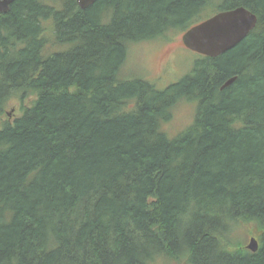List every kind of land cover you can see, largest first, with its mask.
Wrapping results in <instances>:
<instances>
[{
	"label": "trees",
	"instance_id": "1",
	"mask_svg": "<svg viewBox=\"0 0 264 264\" xmlns=\"http://www.w3.org/2000/svg\"><path fill=\"white\" fill-rule=\"evenodd\" d=\"M238 7L257 23L233 49L164 88L121 78L131 45ZM179 103L194 117L169 137ZM152 263L264 264V0H13L0 13V264Z\"/></svg>",
	"mask_w": 264,
	"mask_h": 264
},
{
	"label": "rangeland",
	"instance_id": "2",
	"mask_svg": "<svg viewBox=\"0 0 264 264\" xmlns=\"http://www.w3.org/2000/svg\"><path fill=\"white\" fill-rule=\"evenodd\" d=\"M181 36V32L171 31L162 38L131 45L120 73L121 78L141 79L155 84L158 88L179 81L190 72L198 58L196 53L182 45ZM57 49L59 47H53V51ZM33 99V96L26 97L23 105L30 107ZM19 106V101L15 98L8 103L5 113L6 115L11 113L10 117L7 116L9 119L19 114ZM194 113V106L190 104L179 103L175 106L173 118L165 126L169 137H175L186 129L191 124ZM246 230L249 232L250 229ZM241 237L247 246L253 236L250 233H243Z\"/></svg>",
	"mask_w": 264,
	"mask_h": 264
},
{
	"label": "water",
	"instance_id": "3",
	"mask_svg": "<svg viewBox=\"0 0 264 264\" xmlns=\"http://www.w3.org/2000/svg\"><path fill=\"white\" fill-rule=\"evenodd\" d=\"M97 0H76L82 10L93 5ZM13 0H0V13L8 11ZM257 18L242 7L219 12L193 26L181 36L182 45L197 55L217 58L237 46L255 28ZM235 78L226 81L221 89L231 85ZM11 116V113H7ZM246 248L256 252L258 243L254 237L249 239Z\"/></svg>",
	"mask_w": 264,
	"mask_h": 264
},
{
	"label": "bare ground",
	"instance_id": "4",
	"mask_svg": "<svg viewBox=\"0 0 264 264\" xmlns=\"http://www.w3.org/2000/svg\"><path fill=\"white\" fill-rule=\"evenodd\" d=\"M243 8V7H242ZM244 9H246V8H244ZM247 10V9H246ZM247 11H249V10H247ZM250 12V11H249ZM251 13V12H250ZM253 14V13H252ZM256 16V15H255ZM257 18V17H256ZM51 29V28H50ZM39 34V33H38ZM46 39V38H45ZM47 41V40H46ZM221 56V55H220ZM118 81V80H117ZM75 85V84H74ZM76 87V86H75ZM75 89V88H74ZM139 99V98H138ZM138 103V102H137ZM136 106V105H135ZM119 107H121V106H119ZM219 234V233H218ZM228 243V242H227ZM218 244V243H217ZM230 245V244H229ZM221 247V246H220ZM226 248V247H225ZM153 264V263H152Z\"/></svg>",
	"mask_w": 264,
	"mask_h": 264
}]
</instances>
